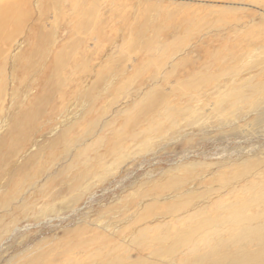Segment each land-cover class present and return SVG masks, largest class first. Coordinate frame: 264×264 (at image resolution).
Instances as JSON below:
<instances>
[{
  "label": "rangeland",
  "instance_id": "374dc122",
  "mask_svg": "<svg viewBox=\"0 0 264 264\" xmlns=\"http://www.w3.org/2000/svg\"><path fill=\"white\" fill-rule=\"evenodd\" d=\"M0 264H264V0H0Z\"/></svg>",
  "mask_w": 264,
  "mask_h": 264
}]
</instances>
